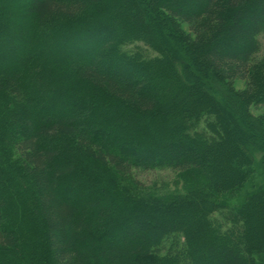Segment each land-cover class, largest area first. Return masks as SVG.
<instances>
[{
    "label": "trees",
    "instance_id": "obj_1",
    "mask_svg": "<svg viewBox=\"0 0 264 264\" xmlns=\"http://www.w3.org/2000/svg\"><path fill=\"white\" fill-rule=\"evenodd\" d=\"M144 4L0 0V264H264V118L224 83L253 69L264 0H147L171 30L170 16L209 28L172 44L218 99L191 97ZM220 107L242 112L255 149ZM154 169L180 189L140 196L131 171Z\"/></svg>",
    "mask_w": 264,
    "mask_h": 264
},
{
    "label": "rangeland",
    "instance_id": "obj_2",
    "mask_svg": "<svg viewBox=\"0 0 264 264\" xmlns=\"http://www.w3.org/2000/svg\"><path fill=\"white\" fill-rule=\"evenodd\" d=\"M145 4V7L142 8V13H143V21L144 23H147V25L150 24H155L156 27H158V30H160V32L162 33V36H165V38L170 42L169 45L171 46V49L174 50L175 48H173V44L177 45V43L181 42V37L184 38V36L190 39L191 42L193 43H200V41L203 42L204 37L208 36L210 31L208 27H204V23L203 26L200 27L202 28H197L196 26L191 25L190 23L184 22L181 19H172L171 16L170 18V22L175 24V30H171L170 27H168V22H165L164 20H162L159 17V14L155 13V11L152 8H148L146 7L147 4V0H142ZM125 4V3H124ZM128 9H130L129 7H127ZM131 12V10H130ZM205 28V29H204ZM258 43H259V51L258 53L253 57V60L251 62V66L253 67L252 70L249 71V73L247 75H241V74H237L236 76H234L233 78H228L227 80H224V83L227 84V88H230L234 93H237L239 95H241L244 99H245V104H246V109L248 110V113H250L251 115H254L256 117H260V118H264V104H261L260 102H258L259 98L264 96V83H260L261 81H259L257 78L255 79V77H253V75L256 73H259L261 70L259 68V66H261V64L264 63V32L258 36L257 38ZM173 43V44H172ZM31 43H29L30 45ZM32 46V44H31ZM35 45H33L34 47ZM135 46V45H133ZM138 47L142 48V46L140 44L137 45ZM132 47V46H131ZM64 50V49H62ZM21 51L20 49L17 50V52ZM47 51H52V49L47 48L45 49V52ZM59 51V50H58ZM16 52V53H17ZM22 52V51H21ZM66 52V51H64ZM173 53L174 58L176 61H179V63H181L182 66V73L184 75V77L187 79V82L189 84V86H192V82H194V88L192 86V89L190 90V94L191 97L196 98V91L199 90L200 93L202 95H204L205 97H216V99H218L219 96H221L223 93H217L216 91H211L208 86L206 84H204L203 79L202 78H198V79H191L190 78V71L195 70L196 73L198 74H202L199 69H196L193 64H189V60L187 59V56L190 55L191 51L186 50L185 52H183V50L177 51H171ZM5 54V53H4ZM15 54V53H13ZM151 55V54H150ZM196 59V58H195ZM198 60V57L197 59ZM195 60V61H196ZM193 66V67H192ZM229 70H231V68H228ZM194 73V71H193ZM157 82L161 83L163 86L166 87L167 89V94L169 96V100H168V104L171 105L173 103V101L175 100H180L181 99V95L179 94L178 91H175L174 89L176 88V85H174L173 83H171L170 77L168 78H163V77H157L156 78ZM198 81V83H197ZM196 82V83H195ZM229 89V90H230ZM222 97V96H221ZM177 102V101H176ZM221 102H222V98H221ZM169 108H167L166 110L168 111ZM218 112H222L224 115H227V122L229 124L230 127L234 128L236 127V129L239 131V133L241 134L242 138H238V143H236L238 145V147L240 149H242V147H247V146H251L252 150L255 149V140H253L252 138H249L248 132H243L244 130H241L242 128V121H243V117H242V112H239L238 110H232L229 108H224V107H220V109L218 110ZM173 120V119H172ZM253 125V124H252ZM254 126L257 127L256 131L254 132L255 135H257L259 133L258 129L259 127L257 126V124H255ZM167 131L171 132V123H168L166 126ZM243 135H245L246 137L243 138ZM158 140L159 142H163V141H168L170 138L168 136V134L165 135H158ZM252 142V144H249V142ZM255 144V145H254ZM257 146V145H256ZM248 148V147H247ZM154 156V155H152ZM216 160H213V162H215ZM260 169V168H259ZM257 170V175L254 179V183H259L261 182L262 178L260 176L261 171ZM130 179L134 180L137 184H138V190L140 192V196L144 195L143 192L147 189H150V187H155L158 191V193L161 194H165V193H171V191H173L174 189H180L179 186H175V182L177 179V175L175 172L168 170V169H154L151 171H140V170H132L129 176ZM133 193H135L134 190H132ZM146 196V195H144ZM212 218L217 220L219 223H223L222 218L220 216V213H214L212 215ZM191 228L196 230V221H193L192 223H190ZM144 228H146V226H143ZM167 242V241H166ZM168 242H171L168 241ZM167 242V243H168ZM9 264H13V261L10 262Z\"/></svg>",
    "mask_w": 264,
    "mask_h": 264
}]
</instances>
